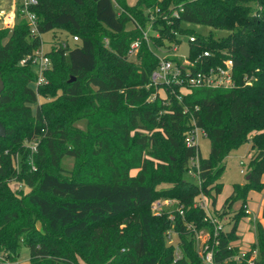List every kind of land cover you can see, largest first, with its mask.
Masks as SVG:
<instances>
[{
    "label": "trees",
    "instance_id": "1",
    "mask_svg": "<svg viewBox=\"0 0 264 264\" xmlns=\"http://www.w3.org/2000/svg\"><path fill=\"white\" fill-rule=\"evenodd\" d=\"M34 12L39 35H31L19 7L14 27L0 29L6 131L0 138V264L18 262L22 251L29 264H203L195 241L202 228L209 231L213 264H248L253 251L251 264H264L260 223L253 224L255 243L242 257L233 246L248 194L264 192V0H137L133 6L126 0H37ZM151 22L158 37L147 42L141 31ZM185 23L228 34L202 36ZM49 32L48 85L35 93V68L20 61L39 50ZM182 34L195 38L188 41L191 70L231 59L233 87L184 94L172 84L164 86L165 97L151 98L156 47L169 49ZM205 51L210 57L198 59ZM194 130L210 142L205 159L196 144L185 142ZM34 140L30 158L26 144ZM245 144V181L234 184L216 210L225 160ZM65 158L74 160V171L64 169ZM202 196L217 223L194 207ZM159 198L177 204L153 215ZM236 203L228 228L216 232Z\"/></svg>",
    "mask_w": 264,
    "mask_h": 264
},
{
    "label": "built area",
    "instance_id": "2",
    "mask_svg": "<svg viewBox=\"0 0 264 264\" xmlns=\"http://www.w3.org/2000/svg\"><path fill=\"white\" fill-rule=\"evenodd\" d=\"M14 13L11 17H8L6 21V28H12L14 21L16 20V7H19L20 18L24 19L30 29L31 35H39L38 33V19L34 12V8L37 5V0H14ZM152 19V18H151ZM140 29V28H139ZM141 30V29H140ZM153 31L152 22L146 30H142L143 40L149 42L150 31ZM73 41H78L77 37L72 38ZM194 36H190L188 41L193 42ZM140 41H134L129 48V56L136 55L139 48ZM63 47H66L65 43H62ZM178 52V44H171L167 51L158 56V66L151 73L150 84L155 89V93L152 94L151 98L154 99L157 95L162 97L160 93H165L164 86H170L176 84L180 86L181 93H188L193 88H231L234 86V81L232 78L233 73V62L231 59H222L221 64L216 67H207L202 71H192L191 68L194 67V62L188 60V53L186 55H180ZM46 51L43 50V43L39 50L35 51L32 55L20 61V65H25L30 63L35 68L36 79L31 84V87L35 93L38 89L48 85V80L45 74L51 69L50 59L46 55ZM210 53L205 51L199 56L198 59L209 58ZM173 59H180L179 63H176ZM199 130L192 131V134L185 139L187 145L195 144V133ZM38 141L34 140L26 144V147L30 151V158L32 154L37 152ZM18 163V159L16 157ZM197 163V162H196ZM195 163V165H196ZM18 166V165H17ZM240 166L243 167L244 163L240 162ZM241 173L244 174L243 170ZM20 188V186H19ZM196 206L203 209L207 213V219L215 224L217 220L213 218L211 213L209 203L205 197H201L196 203ZM221 226L217 224L215 231H220ZM202 252V253H201ZM203 264H213V253L209 250L208 246L198 252ZM244 253H240L242 257ZM257 257V252L253 251L252 255L248 261L251 264ZM236 259H238L236 257ZM2 260V258H0Z\"/></svg>",
    "mask_w": 264,
    "mask_h": 264
},
{
    "label": "rangeland",
    "instance_id": "3",
    "mask_svg": "<svg viewBox=\"0 0 264 264\" xmlns=\"http://www.w3.org/2000/svg\"><path fill=\"white\" fill-rule=\"evenodd\" d=\"M137 0H126V4H131L132 6L135 4ZM12 5H13V0H0V13H8L11 12L12 10ZM130 6V5H129ZM1 18V16H0ZM3 24L5 25L6 21L3 19ZM18 22V20L14 21V24L12 26V28L14 27V25ZM2 22L0 21V28L2 27ZM131 26L129 25V28ZM9 28V29H12ZM183 28L184 29H188L193 31L196 34L202 35V36H209L210 34H212V36L217 39V38H221V37H225L228 33L226 31H217V30H213L209 27L206 26H202V25H197V24H183ZM59 35V33H57ZM150 34L153 35L154 37H158V33L156 31H150ZM52 33H45L41 36V40L43 42V50L44 51H48L50 49V45L52 44L53 40H52ZM188 39L189 36L188 35H179V41L180 43L178 44V54L180 55H186L188 52ZM156 54L161 56L163 55L166 51L167 48L165 47H156ZM131 61H135V55L130 56L129 57ZM160 95L162 97H165V95L163 93H160ZM192 134V132H189L187 137L190 136ZM186 137V138H187ZM195 144L198 146V150H199V155L202 159H205L208 157L209 155V149H210V142L209 140L203 135V133L201 131H196L195 133ZM249 151H250V144H245L240 146L239 148H237L236 150L232 151L230 153V155L227 157V159L225 160V170L221 175L220 178V182L223 184V189H222V193L219 195L218 197V201L219 204L217 203L216 205V210H219L221 207L220 205L224 203V201L227 199V197L231 194L232 191V186L234 184H243L245 181V177H246V166L245 167H241L240 166V162L244 163L245 165L248 163L249 160ZM18 159V158H17ZM62 166L64 167V169H66L67 171H74L76 169L74 160L71 158H65L62 162ZM243 170L244 174L241 173V171ZM132 174H135V171L132 172ZM186 179L189 180L192 183L197 184V178L187 174L186 175ZM165 184H161L159 187H166L164 186ZM26 192V190H25ZM264 198V192H250L247 196V200H246V206H247V210L249 211V217L252 218L254 217V213H257L260 209H261V200ZM177 204V201L175 199H158L156 200L152 206H151V210L153 215L156 216H160L163 212H170L174 206ZM194 207H197L196 204H194ZM219 207V208H218ZM240 205L239 203L236 205H233V207L229 210V214L224 216L220 226L221 228H225L227 229V223L230 219V217H232L235 212L238 211ZM212 213V210H211ZM246 226H248V223L246 222L245 219L241 220L239 225H238V231L241 233H243L245 235L246 231H244L246 229ZM262 226V225H261ZM40 228V226H39ZM262 228L264 229V227L262 226ZM243 230V231H242ZM251 235H253L252 232H250ZM248 235V234H246ZM209 237V231L207 228H202L201 230L197 231L195 233V241H196V249L197 251H201L204 250L205 247H207V240ZM249 238V237H248ZM169 242L176 248L177 247V243H178V238L177 236L171 232V234L169 235ZM239 246L241 248H245V242H240ZM202 253V252H201ZM240 253H242L240 251ZM22 258L14 263V264H29L28 261H26V257L24 256L25 252L22 251ZM79 264H85L82 261H79Z\"/></svg>",
    "mask_w": 264,
    "mask_h": 264
},
{
    "label": "crops",
    "instance_id": "4",
    "mask_svg": "<svg viewBox=\"0 0 264 264\" xmlns=\"http://www.w3.org/2000/svg\"><path fill=\"white\" fill-rule=\"evenodd\" d=\"M14 3H15V1L13 0V5H12L11 12L0 13V16H1L0 21L2 22V25H3L1 28H6V26L3 24L2 18L7 20L8 17H11L13 15V13H14ZM128 5L132 6L131 4H128ZM262 182H264V175L262 176ZM217 203L219 204L218 199H217ZM260 203H261V209L257 213H254V217L250 218L249 217V215H250L249 211L248 210L246 211L247 212V216L243 218L248 223V226H246V229L244 230V231H246L245 235L242 232L240 233L238 231V228H237L238 240L233 243V246L237 247L239 249V251H241L242 253H245V252L249 251L250 246L255 243V233H254V230H253V224L255 222H258L264 227V220L262 219V206H263V203H264V198L261 200ZM236 204H238V203H236ZM236 204H234V205H236ZM222 205L223 204H221L220 207ZM239 205H240V203H239ZM250 232H252L253 235H251ZM246 234H248V235H246ZM242 241L245 242V248H241L239 246L240 242H242Z\"/></svg>",
    "mask_w": 264,
    "mask_h": 264
},
{
    "label": "water",
    "instance_id": "5",
    "mask_svg": "<svg viewBox=\"0 0 264 264\" xmlns=\"http://www.w3.org/2000/svg\"><path fill=\"white\" fill-rule=\"evenodd\" d=\"M3 89H4V84H3V82L0 79V94L2 93ZM5 135H6L5 128L0 123V138H4ZM247 179H248V177L246 178V180Z\"/></svg>",
    "mask_w": 264,
    "mask_h": 264
}]
</instances>
